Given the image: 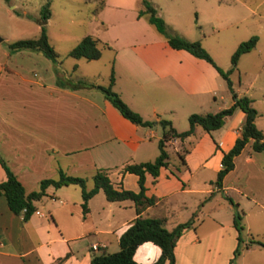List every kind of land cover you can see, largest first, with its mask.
Listing matches in <instances>:
<instances>
[{"label":"crops","instance_id":"obj_1","mask_svg":"<svg viewBox=\"0 0 264 264\" xmlns=\"http://www.w3.org/2000/svg\"><path fill=\"white\" fill-rule=\"evenodd\" d=\"M99 1L88 21V33L98 39L101 48L99 58L87 60L65 54L54 63L38 50L11 49L10 36L1 37L0 154L26 192L36 190L42 178H56L59 168L86 177L88 188L93 173L104 169L115 187L137 191V175L124 172L123 166L157 156L160 127L133 123L100 89L80 83L84 78L107 84L112 69V88L144 119L167 118L173 123L176 117L186 119L192 112H215L233 102L210 62L170 46L145 16H138L140 0ZM182 1L187 0L153 3L176 27L170 26L175 32L200 40L188 24L184 28L176 21L182 13ZM189 1L185 12L193 11L198 19L206 21L211 6L216 14H226L227 0H191L193 7ZM15 6L3 8L0 0L3 23L13 24L11 10ZM17 24L24 27L23 23ZM252 50L264 54V36L258 35ZM91 61L103 62L99 64H103L104 78L99 79L98 69L88 70L85 64ZM255 65L258 70L252 80L243 88H233L238 96L252 98L257 110L255 123L264 134V79L258 81L264 58ZM92 74L96 76L90 77ZM244 118L245 113L237 107L216 129L202 132L196 126L187 137L172 138L168 145L172 144L177 152L193 142L185 164L174 170L172 164L160 167L155 180L145 175L146 194L154 195L156 201L140 212L142 216L160 217L169 229L193 218L176 240L175 264H229L238 243L233 205L223 211L216 206L202 210L203 204L196 213L188 209V195L215 191L234 195L232 203L242 211L243 242L235 264H264V246L252 242L264 243V154L252 149L249 140L234 157V166L221 184L212 179L221 167L223 152L240 134ZM4 178L0 164V181ZM178 194L182 196L175 197ZM81 201L78 184L48 185L45 194L34 201L39 212L35 210L23 220L1 196L0 264H91L92 243L99 244L95 252L117 250L121 232L138 215L134 202L108 200L101 189L88 199L85 213ZM199 217L201 223L196 224ZM160 252L157 244L147 240L137 246L133 257L141 264H151Z\"/></svg>","mask_w":264,"mask_h":264},{"label":"trees","instance_id":"obj_2","mask_svg":"<svg viewBox=\"0 0 264 264\" xmlns=\"http://www.w3.org/2000/svg\"><path fill=\"white\" fill-rule=\"evenodd\" d=\"M141 7L138 9V16H145L147 21L162 34L170 46L174 48H182L190 52L196 57L203 58L210 62L219 74L226 80L228 89L232 93L233 102L227 107L221 108L215 112H192L188 115L189 126L187 129L178 131L167 118L144 119L137 111L133 110L120 97V95L112 88L114 82V74L111 69L107 84H96L87 78L82 79L80 83L96 86L102 91L104 96L112 103V105L126 118L135 124L143 126H153L157 124L160 127L161 134L157 145L159 152L152 160L141 162L127 163L123 166L124 172H132L137 175L139 189L137 191L115 187L111 182L108 173L104 169H97L92 175L93 185L88 188L86 185L87 178L79 175L66 173L62 168L58 169L56 178L46 177L39 181L38 188L30 192H26L22 183L16 174L7 164L6 159L0 154V164L5 171V178L0 181V197L4 196L8 207L16 214H21L23 220H27L33 211L36 210L34 201L45 194V188L48 185L55 187L64 184H78L81 188V206L83 213L88 209V199L101 189L108 200L131 199L134 202L135 209L138 213L132 218L128 226L121 232L119 236V248L112 252L92 251L91 264H141L133 257L137 246L144 241H152L157 244L160 249V255L151 264H175L174 246L177 238L182 231L193 223V218L177 223L172 228L164 225V220L160 217L142 216L140 212L147 206L152 205L156 201L154 195L146 194L144 184L146 173L150 174L153 179L158 176L160 167H168L170 164V155L168 151V142L172 138L183 139L194 132L196 126H200L203 130L209 132L220 127L227 115L233 113L235 108H240L245 113L240 134L235 138L231 148L223 152L221 158V167L217 171L215 183L219 186L223 176L233 168L234 157L242 150L244 145L251 140L252 149L261 151L264 154V134L255 123L257 115L256 108L252 105V98L248 95L238 96L233 88L232 80L229 74L236 68L239 57L250 51L258 40V35L253 34L249 38L241 40L230 56L231 66L224 71L216 64L208 50L202 45L199 39H188L170 29L168 23L158 12L157 7L152 0H140ZM40 31L35 37L19 38L8 43L11 49L29 48L40 51L43 55L51 59L54 63L60 62L58 53L48 41L45 29V23L50 16L49 2L46 1L41 6ZM68 55L72 57H83L87 60L99 58L101 48L98 45V39L91 34L84 35L73 47H71ZM180 159V166L185 164L183 154L177 152ZM180 169V167H177ZM231 203L232 200L230 199ZM233 224L238 230V243L234 249L236 255L243 242L241 231L243 229L242 211L236 203H232ZM264 246L261 241L252 240Z\"/></svg>","mask_w":264,"mask_h":264},{"label":"rangeland","instance_id":"obj_3","mask_svg":"<svg viewBox=\"0 0 264 264\" xmlns=\"http://www.w3.org/2000/svg\"><path fill=\"white\" fill-rule=\"evenodd\" d=\"M1 1L3 2V8L12 4L16 5L11 10L15 20L13 24L8 25L7 23H3L1 17L2 15L0 14V21L2 22L0 25V37L9 35L12 39L11 41L19 38L35 37L39 34V28L37 25L40 26V9L41 6L48 1L50 16L47 19L48 21L45 23V29L49 43L53 46L56 52H61V54L58 55L59 59L66 57L65 54L67 53L65 52H68V50L73 47L84 35L89 34L88 30H91L90 25H88L89 18L96 11V8L100 3L99 0ZM243 1L244 3H242ZM169 2L170 1H167V3ZM186 2H188V0ZM186 2H181L182 5L180 10L182 13L176 18V21L184 28H186L185 26L188 24L189 27H191V29H193V31L197 34L193 36L199 35L202 45L208 50L215 62L224 71L230 68V56L241 40L247 39L253 34L264 36V0H227V4L224 6V9L226 10L225 16L223 13H220L219 15L216 14V10L213 6H211L209 7L210 14L208 15V19L206 21H204L202 17L198 19L197 15L195 16L193 11L185 12L189 9ZM189 2L193 7V1L190 0ZM250 8L253 9L255 13L252 12ZM23 12H25L24 16H22ZM18 22H20V24L23 23L24 27L17 24ZM166 22L169 27L172 26L173 28H176L168 21ZM196 24H200V28L197 27ZM172 27H170V29H172ZM172 30L174 31V29ZM262 58H264V54H257L256 50L242 54L238 59L236 68L229 74L233 87L243 88L245 84H248L252 80L255 72L258 70V67H256L255 64ZM50 61L52 60L50 59ZM83 61L84 63H87L86 60ZM89 63L85 64L86 67H89L88 70L93 71L95 68L98 69V73L100 75L97 73V76L101 79V77L104 76L102 72V70H104L102 68L104 67L103 64L99 63L103 62L91 61ZM259 68L260 71L258 74V81L264 79V68L261 69V65ZM94 76L96 75L92 74L90 77ZM221 79L224 83L225 94L230 96L232 93L228 89L226 80L223 79V77ZM172 124L179 131L185 130L189 126L187 118L185 119L184 117L182 119L176 117ZM198 129L202 128L198 126ZM201 131L205 132L203 129ZM196 138H198V136ZM192 146L193 142L191 144H186L184 148L179 149V152L183 154L185 161L188 153L192 151ZM168 151L170 155V164L173 165V170L175 168L178 169L177 167L181 168L180 159L172 144L168 145ZM212 179L214 180L216 177L214 176ZM88 185H93L92 178L88 179ZM181 196V194H178L175 197L180 198ZM188 197V209H192L194 213L197 212L201 204H203L202 210H207L211 206H216L223 211L226 206L232 204L230 199H232V197L234 199V195L230 197L219 191H215L213 193L196 192L188 195ZM206 221L210 220L205 219L204 222ZM195 223H201V217H199L198 220H195ZM237 254L234 255L233 252V256L231 257L229 264H235Z\"/></svg>","mask_w":264,"mask_h":264},{"label":"built area","instance_id":"obj_4","mask_svg":"<svg viewBox=\"0 0 264 264\" xmlns=\"http://www.w3.org/2000/svg\"><path fill=\"white\" fill-rule=\"evenodd\" d=\"M36 212H39V211L36 210ZM98 248H99V244H98V243L94 242V243L91 244V249H92L93 251H97V250H99Z\"/></svg>","mask_w":264,"mask_h":264},{"label":"water","instance_id":"obj_5","mask_svg":"<svg viewBox=\"0 0 264 264\" xmlns=\"http://www.w3.org/2000/svg\"><path fill=\"white\" fill-rule=\"evenodd\" d=\"M0 40H1V37H0Z\"/></svg>","mask_w":264,"mask_h":264}]
</instances>
